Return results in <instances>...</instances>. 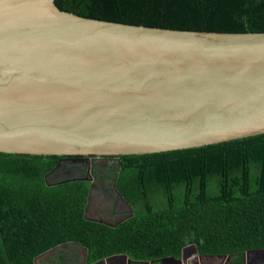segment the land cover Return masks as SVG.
Listing matches in <instances>:
<instances>
[{"label":"water","instance_id":"water-1","mask_svg":"<svg viewBox=\"0 0 264 264\" xmlns=\"http://www.w3.org/2000/svg\"><path fill=\"white\" fill-rule=\"evenodd\" d=\"M261 134L264 32L148 27L82 17L55 0H0V153L120 166L125 155ZM73 180L86 179L51 185ZM187 248L194 258L161 263L197 262L196 245ZM135 262L117 254L91 264Z\"/></svg>","mask_w":264,"mask_h":264},{"label":"trees","instance_id":"trees-1","mask_svg":"<svg viewBox=\"0 0 264 264\" xmlns=\"http://www.w3.org/2000/svg\"><path fill=\"white\" fill-rule=\"evenodd\" d=\"M62 11L178 30L264 32V0H55ZM76 157L0 153V264H36L70 245L88 264L125 254L133 264L264 249V134L197 148L121 156L117 190L134 215L115 226L88 219L89 180L51 172ZM115 179V178H114ZM113 179V180H114ZM50 184V185H49ZM55 264H62L55 262Z\"/></svg>","mask_w":264,"mask_h":264},{"label":"flooded vegetation","instance_id":"flooded-vegetation-1","mask_svg":"<svg viewBox=\"0 0 264 264\" xmlns=\"http://www.w3.org/2000/svg\"><path fill=\"white\" fill-rule=\"evenodd\" d=\"M90 164L89 161H78L77 158L73 161L61 162L58 168L51 174V177L59 181L81 177L91 182V196L89 195L90 198L88 199V206L85 211V216L88 219L115 226L133 216L134 210L132 206L130 205V208L126 202L120 199L116 190L117 186L115 187L114 178H116L118 171V169L115 170L116 164L108 159L97 160L93 166ZM70 247H76L82 255L78 254L79 257H77L76 254L74 257L65 258L62 264H88L84 249L76 245H70L67 249ZM187 247H185V250H182L181 256L176 259L180 260L183 255L188 257V259L194 258V250ZM56 251H52L51 253L54 254ZM259 255L250 254L247 256V254H244V264H264V259H261ZM58 257L60 258V254ZM232 258L230 256H210L198 253V261L195 262L193 260L192 264H212L211 261L215 259H221L222 262L220 264H233ZM159 263L162 264L160 260ZM165 264H178V262L170 260Z\"/></svg>","mask_w":264,"mask_h":264},{"label":"rangeland","instance_id":"rangeland-1","mask_svg":"<svg viewBox=\"0 0 264 264\" xmlns=\"http://www.w3.org/2000/svg\"><path fill=\"white\" fill-rule=\"evenodd\" d=\"M51 252L39 257L36 261V264H55V262H57V263L61 262L65 258L74 257L76 254H77V257H79L78 254L82 255V253L76 247H73V248L70 247L67 251L65 249H63L62 251L57 250L54 254ZM59 254H60V258L58 257ZM259 256L261 259H264V254H260ZM244 258H245V256H244ZM221 262H222L221 259H219V260L215 259V260L211 261L212 264H220Z\"/></svg>","mask_w":264,"mask_h":264}]
</instances>
